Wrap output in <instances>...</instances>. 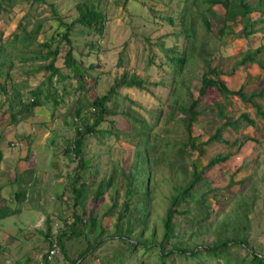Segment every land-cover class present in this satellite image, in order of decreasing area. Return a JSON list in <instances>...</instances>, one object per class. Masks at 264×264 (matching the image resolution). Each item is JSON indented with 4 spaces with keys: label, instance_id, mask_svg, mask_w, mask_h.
<instances>
[{
    "label": "rangeland",
    "instance_id": "1",
    "mask_svg": "<svg viewBox=\"0 0 264 264\" xmlns=\"http://www.w3.org/2000/svg\"><path fill=\"white\" fill-rule=\"evenodd\" d=\"M142 1L150 4L148 0H35L34 3L31 0L28 4L19 2L11 14L3 19L0 18V44L2 38H11L20 20H23L24 25L30 30L38 22L45 21L44 31L40 34L39 40L44 41L46 37L55 38V41L60 40L66 28L53 20L50 4H53L57 14L64 18V22L69 24L76 20L78 16L76 6L83 2L95 4L107 18L103 35L80 24H74L69 33L71 44L63 42L62 50L57 57V67L62 68L63 57L70 49L73 58L86 75L82 82L73 78L69 70L62 69L61 73L69 75L70 78L63 83L65 85L55 79L54 87L49 95L51 100L46 101L42 107L36 108L27 118H22L19 123L2 127L0 124V188H6V193H10L30 185L32 194H36L34 196L31 194L30 200L25 204L27 209L8 216L7 213L0 215V228L5 232L2 238L0 236V264H42L49 251V245L44 236L49 225L45 220L51 219L54 235L65 228L63 217L66 211L63 204H66L68 208L73 205L72 187L74 186L72 183L68 184L67 190L64 186L70 177H75L78 158H75L73 153L64 155V150L70 147L74 138L75 126L71 120L76 116L74 111L79 105L86 106L89 102L87 99L91 96L106 95L123 73L137 76L147 83L146 90L142 92L137 89L120 91L126 97L122 102L123 108H132V114L153 124L157 107L165 104L170 90L171 70L160 52L159 42L161 43L163 34L171 33L170 30L173 28L159 22L160 17L157 15L168 10L177 20L183 9L184 0L171 1L173 9L164 5L166 1L158 0L159 3L156 5L158 10L155 8L154 13L149 12ZM258 1L248 0V3L256 4ZM261 7L264 10V0ZM219 9L221 10L220 7ZM192 12L195 15L200 14L197 7L192 8ZM251 18L257 20L260 18V13H252ZM242 28V21L239 19L228 30V34L223 38L224 41L220 42L223 47L222 52L218 50L214 53V58L215 63L220 64L225 74L223 80L227 82L229 89L239 91L244 88L248 96L264 85V73L257 66L236 68V64L250 50L264 45V20L254 26L255 33L249 37L240 36ZM173 43L171 40L166 42V45L169 47ZM7 45L9 44H6V47ZM202 72V65L198 63L186 70L188 80L186 86L190 88L194 98L198 97L197 90L200 87ZM49 75L44 73L33 78L32 86L39 87V83ZM160 83H163V86ZM80 84L84 89L76 90ZM154 84L158 86H152ZM3 98L0 97V101ZM55 99L59 101L58 104L55 103ZM254 101L264 110V98H255ZM198 109L200 115L193 126L194 146H196L194 151L192 147H189L186 153H180L184 137L183 129L177 122L166 121L161 117L157 126L153 127V134L161 137L157 142L160 149L155 158L154 175L157 180L155 181L157 186L155 212L158 217L163 215L167 198L173 192L172 186L176 183L185 184L190 179L193 166L197 171H201L210 158L218 154L229 155L226 162L208 170L205 182L198 186V193L207 194L213 210L208 220L197 225L192 233L186 230V226L177 228V232L203 248L213 245L222 225L232 223L238 228L244 223L248 226L245 235L252 250L264 255V120L257 115L252 103L245 102L239 96L224 98L214 89L206 92ZM80 110L82 114L89 115L92 108L84 107ZM243 113H248L250 118L256 121V125L252 127L243 122L237 129L231 126L224 127L228 121L238 120ZM109 118H115L119 125L121 121L127 124L130 120L127 116L121 115ZM218 130H221V140L207 143L218 133ZM128 131L131 134L134 128L130 126ZM108 136L112 135L103 133L98 135V132H95L83 138L82 160H88L89 166L93 167V170L84 169L82 174L78 171L82 177L80 182L84 187V196L77 210L83 220L89 221L88 214L94 209L93 197L98 189L99 177L98 154L102 152L100 154L102 161L106 160L107 155L110 154L109 150L104 149V145L106 148L111 147L115 160L120 155L127 159L128 165L130 163L131 141L116 135L111 138ZM247 136L254 141H248L245 146H241V142ZM161 150L165 151L166 160L160 161ZM199 150L203 153L200 154ZM180 159L185 160L184 165L182 163L175 165ZM137 162L139 167L141 161L137 160ZM113 163L121 165L122 161L116 160ZM146 164L147 167L152 166L148 160ZM25 174H29L28 180H25L23 176ZM108 174L110 175V172L106 174V179H109ZM91 180L94 184L90 187ZM117 182L120 187L119 205L121 207L124 202L122 195L125 192V180L121 177L120 170L117 174ZM112 193L114 191L104 197L103 204L96 209L95 216L111 205L110 194ZM0 196L5 198L4 193H0ZM33 197L36 199L39 197L36 201L37 206ZM8 208H11L10 203L6 205V209ZM77 210L74 209L73 213ZM243 210H249L246 222L238 218ZM67 212H69L68 209ZM73 213L67 214L65 219L72 218ZM6 222L14 223V232L17 233L12 236L13 240L6 234V230L11 229ZM19 223L21 224L18 225ZM81 227L89 233L91 241H94L95 236L98 235V224L91 226L93 229H90L88 225L86 227L81 225ZM86 238L87 236H84L81 240L84 245H86L84 242ZM227 238L232 239L233 235L228 233ZM81 244L72 238V241L67 244V253H69L68 245H71L73 253H80L86 247L83 244L82 247ZM115 248L116 244H108L102 251L92 253H114ZM130 252L136 253L132 250ZM231 252L237 260L246 256L242 246H234ZM60 256L56 257L51 264H71V258L68 259L70 262L66 260L62 262V256ZM143 258L144 264H158L155 256L145 255ZM100 261L101 258L98 257V260L92 259L88 264H101ZM172 262L173 264H228L198 256H174Z\"/></svg>",
    "mask_w": 264,
    "mask_h": 264
},
{
    "label": "trees",
    "instance_id": "2",
    "mask_svg": "<svg viewBox=\"0 0 264 264\" xmlns=\"http://www.w3.org/2000/svg\"><path fill=\"white\" fill-rule=\"evenodd\" d=\"M30 1L0 0V18L3 19L11 14L19 2L28 4ZM32 1L34 3L35 0ZM148 1L150 4L143 1L142 3L147 6L149 12L154 13L159 2L158 0ZM164 1H166L164 5L167 8L173 9L171 6L173 0ZM262 1L259 0L256 4H249L248 0H184L183 9L179 10L180 16L177 17V20L168 10H164L162 14L157 15L160 17L159 22L172 27L173 30H170L171 33L163 34L162 41L159 42L160 52L165 57L171 70L170 90L165 104L157 107L153 124H149L145 119L132 114V108L125 109L122 107V102L126 99L120 93L122 89H137L142 92L146 90L147 84L137 76H129L127 73H123L122 77L115 81L114 87L106 95L102 97L91 96L87 99L89 102L86 106L79 105L74 111L76 116L71 121L75 126V135L70 147L64 150V155L67 156L73 153L74 157L78 158L77 173L74 174V178H67V184L64 186L67 190L68 184H73L74 202L69 208L66 204H63L66 211L64 213L65 217H63L65 221L64 229L55 232L56 235H54L52 221L46 219L45 222H47L49 228L45 233L43 231L49 250L50 245L57 241L61 249L58 256H62H60L62 262L64 260L68 262V259L71 258V264H88L90 260H98V257H100L101 264H144L143 257L150 255L155 256L158 264H173L172 258L174 256H198L228 264H264V255L254 252L248 243L247 235H245L248 226L244 223L240 224L238 228L233 226L232 223L222 225L216 234L213 245L203 248L193 244L192 241L177 232V228L186 226V230L192 233L197 225H201V223L208 220L213 210L207 194L205 192L198 193V186L205 182L206 172L226 162L229 155L218 154L210 158L201 171H197L196 167L193 166L190 179L185 184L176 183L172 186L173 192L167 198L164 213L161 217H158L155 212V205H157V201H155L157 191L155 181L157 180L154 174L156 170L155 158L160 149L157 142L160 141L161 137L158 134H153V127L157 126V122L161 117L166 121L177 122L183 129L184 137L181 142L183 148L180 149V153H186L189 147H192L193 151L196 150L193 126L197 123L200 115L198 109L200 101L210 89H214L224 98L239 96L245 102L252 103L256 108L257 115L264 120V110L259 103L254 101L255 98H264V85L248 96L245 94L244 88L239 91L229 89L227 82L223 80L225 74L220 64L215 63L216 59L214 58V53H217L218 50L222 52L223 47L220 42L239 19H241L243 25L240 32L242 38L255 33L254 26L264 20V10L261 7ZM207 5L209 6L207 7ZM50 7L52 8L53 20L66 28L60 40L55 41V38L46 37L44 41H40L39 36L44 31L45 21L38 22L30 30L24 25L23 20L18 22L16 31L12 33L11 38L1 39L0 97H4L0 101L1 127L19 123L22 118H27L36 108L42 107L46 101L51 100L49 95H51L55 79L65 85L63 83L70 78L69 75L61 73L62 69L69 70L71 76L77 78L78 81L82 82L84 80V76H86L84 70L75 61L70 49L63 57L62 68L57 67V57L62 50L63 42L68 45L71 44L69 33L74 24H80L98 32L100 35L105 32L106 15L95 4L86 2L78 4L76 6L78 16L71 24L64 22V18L57 14L53 4H50ZM194 7L200 10L199 15L192 12ZM254 12L260 13V18L257 20L251 18V14ZM170 39L174 43L168 47L166 42H170ZM6 44H9L8 47H6ZM195 63L201 64L203 68L197 98H194L190 88L186 86L188 82L186 70ZM248 66H257L264 73V45L250 50L236 64V68ZM44 73L50 75L39 83V87H33L32 79ZM160 85L163 86V83H160ZM152 86L157 87L158 85L154 84ZM83 89L82 84L76 88L79 91ZM55 103L58 104L59 101L55 99ZM79 104H81V101H79ZM84 107L92 108L89 115L81 113L80 109ZM115 115L127 116L130 122L128 121L126 124L121 121L119 125L116 123L115 118H109ZM243 122L252 127L256 125V121L250 118L248 113H243L238 120L228 121L224 127L231 126L237 129ZM130 126L134 128V132L131 134L128 131ZM95 132H98V135L103 133L110 134L113 137L116 135L119 138L129 139L131 141V148H129L130 163L128 165L126 163L127 159L119 155L116 160L122 161V164L115 165L113 163L116 161L113 158V150L108 145V148L104 145V149L109 150L108 153L110 154L103 161L100 159L102 152L98 154V189L93 197L94 211L92 210L88 214L87 219L89 221H87L86 219L83 220L77 210L84 196V187L80 181H82V171L84 169L93 170V167L89 166L88 160H82V148L84 145L83 138ZM220 132L221 130H218V133L212 136L207 143L220 141ZM112 136L108 137L111 138ZM248 141L254 140L247 136L241 142V146H245ZM199 152L200 154L203 153L201 150ZM160 154V161L166 160L165 151L161 150ZM137 160L141 161L139 167H137ZM147 160L150 161L152 166L148 165L147 167ZM184 161V159H180L175 165L181 163L184 165ZM119 170L121 171V177L125 180V192L122 195L124 202L121 207L119 205L120 187H118L119 183L117 182ZM78 171H81V174ZM109 172V179H106V174ZM89 184L91 187L94 184L93 180ZM90 187L89 189L92 190ZM111 191H114L110 194L111 205L101 214L95 216L96 209L103 204L104 197ZM25 192V190H19L15 193L17 201L23 198ZM31 206L35 207V205ZM74 209L77 211L73 213ZM4 212L8 216L18 211L8 212L5 207ZM71 213H73L72 218L65 219L66 215ZM248 215L249 210H243L239 213L238 218L246 222L248 221ZM96 223L99 228L98 235L95 236L94 241H91L89 233L83 230L81 225L84 227L88 225L90 229H93L91 226L96 225ZM12 225L14 227V223ZM228 233L233 235L232 239L227 238ZM84 236H87L84 240L86 245L81 241ZM72 238L86 246L82 251L79 247L80 253H73L71 245H68L69 253H67V244L72 241ZM191 238L189 239L192 240ZM108 244H116L114 253H92L102 251L104 246ZM234 246H242L246 251V256L239 260L235 259L234 253L231 252ZM130 250L136 253H131ZM42 264H51L47 261V255L44 257Z\"/></svg>",
    "mask_w": 264,
    "mask_h": 264
},
{
    "label": "crops",
    "instance_id": "3",
    "mask_svg": "<svg viewBox=\"0 0 264 264\" xmlns=\"http://www.w3.org/2000/svg\"><path fill=\"white\" fill-rule=\"evenodd\" d=\"M26 179L25 180H28L29 179V174H25L23 175ZM18 180V179H17ZM17 182V181H16ZM61 182V181H60ZM62 183V182H61ZM64 184V182L62 183ZM31 186L29 185V187H24L23 189L21 190H25V195H23V198L20 199V201H17V199L15 198V193L17 192H10V193H6L7 192V189L6 188H0V193H4L5 195V198H3L2 196H0V215L4 214V208L6 207L7 203H10L11 204V208H8V212L9 211H22V210H25L27 209L28 207H25V204H27V201L30 200V197H31V194H32V191H31ZM39 189V188H38ZM40 190V189H39ZM33 196L36 195L35 193L32 194ZM34 198V202L36 203V206H37V200L39 199H36L35 197ZM56 199V198H54ZM35 206V207H36ZM32 207V206H31ZM3 208V209H2ZM2 209V210H1ZM4 216V215H3ZM1 224V223H0ZM8 226L10 227L11 226V229H7L6 230V234L7 235H10L11 236V239H12V236L17 233V232H14V227H12V223H9L7 222ZM21 223H19L18 225H20ZM55 231V230H54ZM5 232L2 231V229H0V236L2 238V235L4 234ZM13 240V239H12ZM18 247V246H17ZM2 252V251H1Z\"/></svg>",
    "mask_w": 264,
    "mask_h": 264
},
{
    "label": "built area",
    "instance_id": "4",
    "mask_svg": "<svg viewBox=\"0 0 264 264\" xmlns=\"http://www.w3.org/2000/svg\"><path fill=\"white\" fill-rule=\"evenodd\" d=\"M61 253V249L58 245V243H54L51 245L50 250L48 251L47 255V261L52 262L55 257H57Z\"/></svg>",
    "mask_w": 264,
    "mask_h": 264
}]
</instances>
